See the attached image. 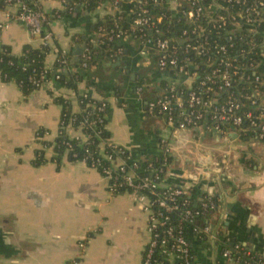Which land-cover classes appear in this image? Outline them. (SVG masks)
<instances>
[{
    "label": "crops",
    "instance_id": "1",
    "mask_svg": "<svg viewBox=\"0 0 264 264\" xmlns=\"http://www.w3.org/2000/svg\"><path fill=\"white\" fill-rule=\"evenodd\" d=\"M136 1L123 0L122 9L129 17ZM41 6L49 14L64 11L58 0H41ZM110 14L106 3L93 13L82 11L77 17L55 20L47 68L54 69L58 50L73 58L76 48L96 38L93 27L98 20ZM7 24L0 10V45L17 56L26 47L40 48L24 25ZM124 43L128 51L121 59L124 72L106 65L92 68L99 89L89 88L86 81L79 83L77 91L51 83L26 97L16 83L0 79V264H142L149 239L146 215L132 195L111 197L108 182L98 171L66 155L57 163L55 152L48 151V162L33 164L41 149L35 140L37 131H48L50 142L58 138L63 107L56 98L69 100L78 114L77 96L87 92L109 102L110 139L128 147L134 159L152 161L160 153V140L169 136L173 160L166 184L195 188L199 200L210 193L222 197L220 214L211 220L223 221L227 238L264 259V142L234 135L221 138L204 126L198 132L173 133L162 117L146 112L145 95L152 90L142 99L137 97L136 85L125 72L140 71V46L130 39ZM148 74L154 79L159 76L157 68ZM200 162L207 174L196 167ZM192 245L193 264H233L211 241L192 238Z\"/></svg>",
    "mask_w": 264,
    "mask_h": 264
},
{
    "label": "built area",
    "instance_id": "2",
    "mask_svg": "<svg viewBox=\"0 0 264 264\" xmlns=\"http://www.w3.org/2000/svg\"><path fill=\"white\" fill-rule=\"evenodd\" d=\"M58 1L67 10L70 0ZM36 2L34 8L26 0H3L0 10L8 24L24 25L41 43L40 48L51 47L54 42L51 24L63 16L60 11L45 12L41 0ZM164 3L165 0H137L131 12L130 29L117 26L108 34L109 42L124 43L130 39L139 44L138 72L152 65L157 68V79L152 74L137 76L135 92L139 99L147 90L158 89L147 104V114L162 117L173 133L201 129L209 120L216 126L208 130L227 139L250 132L254 141L264 142V0H167L172 14L156 16L154 7ZM107 4L111 15L124 19L121 0ZM81 10L90 12L84 5ZM74 11L72 7L68 14ZM174 21L187 27L176 32L171 27ZM96 33L95 39L86 42L81 55L83 69L89 68L94 50L106 44L100 40L102 27ZM123 53L124 49L119 48L111 56V62L120 61ZM71 58L69 52L57 51L55 65L63 67L55 68L56 80L69 70ZM48 70L45 66L38 80L30 78L38 90L54 83L44 81ZM89 95L87 92L77 96L80 108V97L87 99ZM99 101L96 118L92 119L89 113L78 126L74 117L65 122L61 116L58 137L66 134L70 140L87 143L92 135L85 131L90 128L100 140L99 155L105 163L89 156L81 162L107 180L111 197L130 194L142 206L149 237L142 264H193L192 238L211 241L214 247L221 248L222 258L233 264H264V259L225 236L223 221L211 220L220 214L222 197L208 196L195 204L189 188L166 184L165 175L173 160L169 136L160 140V153L152 161L136 160L128 147L102 137L107 130L106 112L110 105L107 100ZM48 136V131L40 129L35 137L45 156L48 151L55 152L56 147L55 141L47 140ZM87 242L88 239L82 242V249Z\"/></svg>",
    "mask_w": 264,
    "mask_h": 264
},
{
    "label": "trees",
    "instance_id": "3",
    "mask_svg": "<svg viewBox=\"0 0 264 264\" xmlns=\"http://www.w3.org/2000/svg\"><path fill=\"white\" fill-rule=\"evenodd\" d=\"M27 3L32 6L36 7L37 0H26ZM112 0H70L67 3V10L64 9L61 12V15H69L68 10L70 8H74L75 13L81 12V6L84 5L85 9L90 11L91 13L95 12L98 7L104 3L110 2ZM141 1V0H139ZM153 2V0H149ZM123 4V0H121ZM167 0H165L164 4L158 5L154 7L153 12L156 16L160 14L167 13L172 14L170 9L166 4ZM206 2H210V0H206ZM3 0H0V9L2 8ZM135 8V7H134ZM123 20H119L117 16L114 15H107L100 20L95 25V32H98L102 27L103 33L100 40L106 41V44L100 45L96 48L92 54V59L89 61V68L83 69L82 62L83 58L80 57V61L75 65L71 64L72 58L69 61L68 68L69 70L64 71L61 73V78L56 80L57 72H55V68L63 67L62 65L56 64L53 70H48L46 73L45 82H54L59 84L63 88H67L70 90L77 91L79 83L86 81L89 88H96L99 89V86L95 83L93 74L91 72L92 68L95 66H99V60L103 62L111 61V56L117 52L119 48L124 49V55H126L127 46L125 43L120 41H108V34L111 30L120 26L124 30H129L131 27V22L129 16L124 12L123 13ZM171 27L176 32H180L182 29L186 28V24H177L174 21L171 24ZM89 43V41L87 40ZM50 47H42L39 49H34L32 47H26L23 53L20 56H17L12 53L9 47L4 45H0V79L4 82H13L16 83L22 90L23 94L28 97L33 92L37 91L38 88L34 84L30 82V78L34 77L35 80L40 78V74L45 69V62L48 54L50 53ZM155 69L152 66L149 70H145L142 72H137V76H146V74L150 73ZM117 94L119 92H116ZM156 95V94H155ZM154 98V97H153ZM152 98V99H153ZM56 102L63 107L62 117L64 118L65 122H68L72 117L76 119L75 125L78 126L79 123L85 120L86 116L91 113V118H96L98 107L100 106V101L95 99L91 94L89 98L84 99L80 97L81 108L83 110L82 113L72 114V107L71 103L65 100L63 97L56 98ZM110 111V107L107 110L106 114L108 117ZM107 124V120H106ZM99 129H102V126H99ZM44 130V129H43ZM85 133L87 135H92V139L89 140L87 143H83L77 140H70V138L66 134L60 135L56 140V147H55V158L53 161L57 163L62 162V158L66 155V151H68L67 158L70 161H81L85 156H89L95 160H102L103 164L105 163L104 159H102L99 155V143L100 140L94 137L93 130L88 128ZM103 138H110V134L107 130H104L102 133ZM243 140H253L255 139L254 134L248 132L242 136ZM46 144V143H45ZM69 144V146L67 145ZM77 157H74V155ZM48 162L45 157V152L37 150L35 159L33 160V164L40 166ZM141 175H144V171L141 172ZM191 196L192 200L195 204H199L201 201L195 196L197 191L195 188H191ZM202 223V220H201ZM92 237V236H91Z\"/></svg>",
    "mask_w": 264,
    "mask_h": 264
},
{
    "label": "water",
    "instance_id": "4",
    "mask_svg": "<svg viewBox=\"0 0 264 264\" xmlns=\"http://www.w3.org/2000/svg\"><path fill=\"white\" fill-rule=\"evenodd\" d=\"M77 14H78V12L75 13L74 16L77 17ZM131 17H132V15H130L129 18H131ZM94 28L95 27H93V29ZM86 47H87V43L84 42L82 44V46H79L78 48H76V50L73 52V58H72V61H71L72 65H75L76 63H78L80 61V57L83 54V52L85 51ZM127 53H128V51H126L125 54H127ZM99 65H101L102 67H104L106 65V67H112L114 69L120 68L122 72H124V70L126 68L125 64L123 62H121V60L116 62V63H114V62L105 63V62L99 60ZM125 74H126L127 77H130V79L133 81V83L135 85L137 84L136 83L137 82V73L136 72H131V70H127V72H125ZM157 90L158 89H153L150 93L148 92L147 96L145 95L146 106H147L148 102L151 100V98L155 97V94H156ZM215 126H216V123H210L209 120H208L207 123L204 125V128L207 130L208 127H213L214 128ZM198 131H199V128L196 129V132H198ZM234 136H235L236 139H239L238 138V134H235ZM221 138H222V136H221ZM246 141H248V140H246ZM196 167L199 168V169L200 168L201 169L205 168L204 164H202L201 162L198 165H196ZM197 172L199 173V171H197ZM198 180H199V178L196 175H194L193 181L197 182ZM178 187H182V186H178ZM209 196H214V194L210 193ZM200 201H202V200H200Z\"/></svg>",
    "mask_w": 264,
    "mask_h": 264
},
{
    "label": "flooded vegetation",
    "instance_id": "5",
    "mask_svg": "<svg viewBox=\"0 0 264 264\" xmlns=\"http://www.w3.org/2000/svg\"><path fill=\"white\" fill-rule=\"evenodd\" d=\"M156 68V67H155Z\"/></svg>",
    "mask_w": 264,
    "mask_h": 264
}]
</instances>
